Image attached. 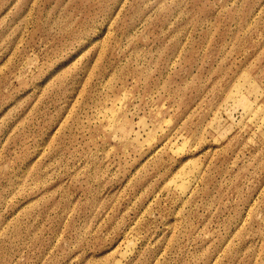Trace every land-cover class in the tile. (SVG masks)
Instances as JSON below:
<instances>
[{
	"label": "rangeland",
	"instance_id": "1",
	"mask_svg": "<svg viewBox=\"0 0 264 264\" xmlns=\"http://www.w3.org/2000/svg\"><path fill=\"white\" fill-rule=\"evenodd\" d=\"M0 264H264V0H0Z\"/></svg>",
	"mask_w": 264,
	"mask_h": 264
}]
</instances>
